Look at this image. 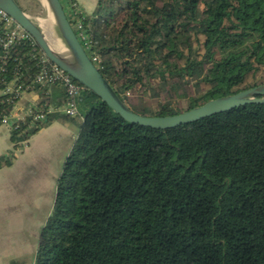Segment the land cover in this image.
I'll list each match as a JSON object with an SVG mask.
<instances>
[{
	"label": "trees",
	"instance_id": "16d2710c",
	"mask_svg": "<svg viewBox=\"0 0 264 264\" xmlns=\"http://www.w3.org/2000/svg\"><path fill=\"white\" fill-rule=\"evenodd\" d=\"M83 25L88 55L141 116L264 85V0H98ZM29 53L14 52L0 80L31 83ZM31 90L44 109L68 100L58 84ZM78 110L41 124L79 134L33 264H264V104L167 130L126 122L88 90ZM38 131H11L13 149Z\"/></svg>",
	"mask_w": 264,
	"mask_h": 264
},
{
	"label": "crops",
	"instance_id": "0c3cea01",
	"mask_svg": "<svg viewBox=\"0 0 264 264\" xmlns=\"http://www.w3.org/2000/svg\"><path fill=\"white\" fill-rule=\"evenodd\" d=\"M97 1L78 0V4L84 14L90 15ZM28 98L36 101L38 95ZM78 134L77 126L54 121L32 135L27 147L19 151L13 149L10 131L0 127V157L14 155L12 165L0 170V264L25 263L22 243L12 242L7 232L23 231L25 220L35 221L39 216L44 227L56 197L57 181ZM45 206L49 208L47 214L42 213Z\"/></svg>",
	"mask_w": 264,
	"mask_h": 264
},
{
	"label": "water",
	"instance_id": "95a60500",
	"mask_svg": "<svg viewBox=\"0 0 264 264\" xmlns=\"http://www.w3.org/2000/svg\"><path fill=\"white\" fill-rule=\"evenodd\" d=\"M44 4L50 12L55 31L66 48L67 54L65 55L59 54L50 46L44 34L35 25L33 21L35 18L26 14L15 0H0V9L33 37L41 52L50 62L100 98L113 112L130 124L167 130L249 104H264V85H261L234 95L210 100L202 106L174 116L145 117L138 115L118 97L109 82L93 64L68 21L60 1L44 0Z\"/></svg>",
	"mask_w": 264,
	"mask_h": 264
},
{
	"label": "built area",
	"instance_id": "2783aa9c",
	"mask_svg": "<svg viewBox=\"0 0 264 264\" xmlns=\"http://www.w3.org/2000/svg\"><path fill=\"white\" fill-rule=\"evenodd\" d=\"M59 1L86 51V49H89V41L83 25L86 14L80 10L78 0ZM23 44H29V54L35 62L36 70L32 82L28 84L22 81V75H17L16 79L10 82L4 79L0 80L1 86H3L0 88V97L7 96L5 99L6 104L10 106L7 113L3 110L0 111V127H5L10 132L18 130L21 134H24L34 129L40 130L41 124L47 120L49 114L59 113L69 117L78 116V101L86 90L84 86L73 80L60 67L50 62L41 52L33 37L5 11L0 9V72H5V65L9 60L16 61L18 59L17 57L13 58V54L19 52ZM90 59L97 67V63L100 62L99 57L93 56ZM33 84L40 86L61 85L65 89L68 100L60 107L41 108L37 105V100L28 98L32 94L37 95L31 90ZM23 126L26 128L24 129ZM27 145L28 140L20 142L18 150H23Z\"/></svg>",
	"mask_w": 264,
	"mask_h": 264
},
{
	"label": "rangeland",
	"instance_id": "374dc122",
	"mask_svg": "<svg viewBox=\"0 0 264 264\" xmlns=\"http://www.w3.org/2000/svg\"><path fill=\"white\" fill-rule=\"evenodd\" d=\"M18 3L22 7V10L32 18L52 20L50 12L44 4V0H18ZM48 209L47 206L43 207L42 213L47 214ZM25 222V230H12L7 233L8 238H10L12 242L16 243V241L19 240V246L22 243V247L20 248L23 255L22 260L25 261L26 264H31L39 243L43 222L41 221V216L35 221L25 220Z\"/></svg>",
	"mask_w": 264,
	"mask_h": 264
},
{
	"label": "bare ground",
	"instance_id": "6f19581e",
	"mask_svg": "<svg viewBox=\"0 0 264 264\" xmlns=\"http://www.w3.org/2000/svg\"><path fill=\"white\" fill-rule=\"evenodd\" d=\"M35 25L44 34L47 42L50 46L59 54H67L66 48L60 39L59 35L56 33L52 20H42L34 19Z\"/></svg>",
	"mask_w": 264,
	"mask_h": 264
}]
</instances>
